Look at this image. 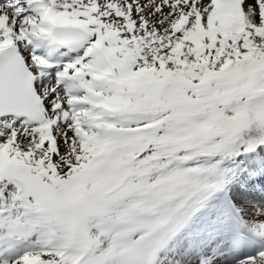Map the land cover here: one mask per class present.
<instances>
[{
    "label": "snow or ice",
    "instance_id": "1",
    "mask_svg": "<svg viewBox=\"0 0 264 264\" xmlns=\"http://www.w3.org/2000/svg\"><path fill=\"white\" fill-rule=\"evenodd\" d=\"M0 264H264V0H0Z\"/></svg>",
    "mask_w": 264,
    "mask_h": 264
}]
</instances>
